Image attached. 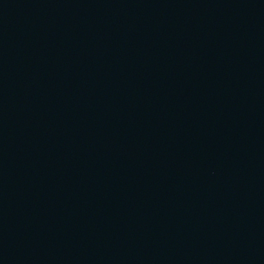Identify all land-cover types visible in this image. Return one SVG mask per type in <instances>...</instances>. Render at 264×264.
<instances>
[{
  "label": "water",
  "instance_id": "95a60500",
  "mask_svg": "<svg viewBox=\"0 0 264 264\" xmlns=\"http://www.w3.org/2000/svg\"><path fill=\"white\" fill-rule=\"evenodd\" d=\"M0 264H264V0H0Z\"/></svg>",
  "mask_w": 264,
  "mask_h": 264
}]
</instances>
